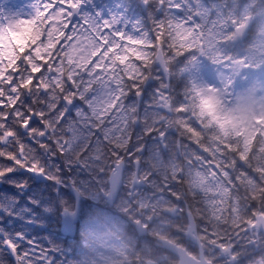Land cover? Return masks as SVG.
Segmentation results:
<instances>
[{
    "label": "snow or ice",
    "instance_id": "obj_1",
    "mask_svg": "<svg viewBox=\"0 0 264 264\" xmlns=\"http://www.w3.org/2000/svg\"><path fill=\"white\" fill-rule=\"evenodd\" d=\"M111 5L9 0L11 11L0 8V39L13 53L0 55V193L27 197L25 212L0 209L15 222L0 230V264H93L51 222L61 212L78 219L84 194L95 197L90 189L115 170L130 175L128 212L140 231L161 207L187 221L177 230L202 225L201 247L224 257L264 239V124H255L264 100L258 108L238 93H264V7L140 0L144 18L132 20ZM28 24L35 35L17 43L13 34ZM209 65L213 83L204 80ZM228 89L236 103L225 108ZM104 109L105 121L123 125L121 136L89 140L83 133ZM243 124L260 128L250 149ZM150 259L140 253L134 264Z\"/></svg>",
    "mask_w": 264,
    "mask_h": 264
},
{
    "label": "clouds",
    "instance_id": "obj_2",
    "mask_svg": "<svg viewBox=\"0 0 264 264\" xmlns=\"http://www.w3.org/2000/svg\"><path fill=\"white\" fill-rule=\"evenodd\" d=\"M258 3L261 7H264V0H258ZM209 69L206 70L204 80L206 83H213L212 74L215 69L211 65H209ZM215 83L218 88L222 87L218 81H215ZM220 97L225 108L236 103V95L232 89L221 91ZM261 97H264V93H261ZM100 124H102V127L94 125L88 130L96 139H100L104 129L108 126L103 122ZM145 159H147L146 154ZM181 163L182 161L177 159V164L180 165ZM195 166L199 167L198 165ZM179 170L178 167L177 171ZM126 174L128 175L127 182L122 181L120 187L114 191L110 182L111 173H106L104 183L95 185L90 189V191L95 192L96 200L86 201L83 197L81 198L84 202L81 204L78 213V222L84 223L83 239L87 243L85 251H90L93 264H130L127 259L118 254L114 247V245H119L121 242L133 244L138 251H142L145 245L154 248L160 246L158 240L152 239L153 229L159 223L158 221L153 220L147 231H140L130 219L131 215L134 214L128 212V209L132 207V204L128 203L132 184L130 175L127 172ZM184 190L185 186L182 185L181 191ZM254 237L251 241L252 246L248 247L246 251L232 253L222 260L217 259L222 253H217L216 256L209 259L208 264H233L234 258H238L236 264H264V239L258 236ZM75 264H78L77 260H75Z\"/></svg>",
    "mask_w": 264,
    "mask_h": 264
},
{
    "label": "trees",
    "instance_id": "obj_3",
    "mask_svg": "<svg viewBox=\"0 0 264 264\" xmlns=\"http://www.w3.org/2000/svg\"><path fill=\"white\" fill-rule=\"evenodd\" d=\"M123 4H125V7L127 6V12L129 13L130 17H135L136 19H142L143 14L141 12V10L137 7V5L140 4V0H121ZM209 4H223L224 0H208ZM229 50L233 53H235L237 50H239V44L237 42H234L232 44H229ZM104 124H106V122H104ZM98 126H102V124H99ZM95 130V129H94ZM260 133V128H258L256 130V132L253 134L252 138L250 139L249 143L245 142V146L247 148H251L253 142L255 141L257 135ZM241 134V132H240ZM84 136H86L89 140L95 141L97 140L95 136L92 135L91 132H88L87 130L83 133ZM121 133H117L112 131V132H107V131H103V133L101 134L100 140H108V139H112L113 137H120ZM23 142H27V138H22ZM37 152L39 155L43 156L42 153H39V150L37 149ZM166 158V157H165ZM0 167H4L3 164H0ZM15 200H20V204L16 205L15 204ZM86 201H95V200H90L88 198H85ZM27 197L24 195L23 192L17 191V195L16 197H12L11 195L5 194V193H0V209H3L4 211H15L17 214H19L20 212H25L27 211ZM185 209H187V206H185ZM226 215V213H224ZM60 216L61 213L59 214L58 219H54L51 222V231L53 233L60 231L59 229V224H60ZM7 221L8 223V227H12L13 224L15 223L11 217H7V216H2L0 215V230H2V226L5 224V222ZM199 229V234H200V240L202 241L201 237L204 235V233L202 232V225L198 226ZM78 230L79 232L77 233V235L74 237V239L71 240L72 243L76 242V239L79 240L80 242V257L82 259H89L91 258V253L90 251H85L87 249V243L86 241L83 239V234L81 235V229L80 226H78ZM212 230L209 229V232H211ZM229 232H231V229H228ZM166 234V233H165ZM46 236V238L48 240H52V243L54 246L60 248V249H64V245H63V241L62 240H54L52 237H48L47 234H44ZM64 235L68 236L67 234L64 233ZM154 238V237H153ZM152 238V239H153ZM253 239L255 238L254 236L252 237ZM154 240V239H153ZM127 245H129L130 248V257H131V264H134L135 257H133L132 255H135L136 253L139 255L140 253H146L147 255L151 256L152 259L154 261H156L157 264H175V258L168 252H166L164 250V248L160 245L159 248H154L152 246L149 245H145L144 249L142 251H138L134 248L133 244L126 242ZM233 244L236 243H240L243 244V241H240L239 238H236L232 241ZM195 248V247H194ZM212 248L211 245L208 246H204L205 250H208ZM196 249V248H195ZM244 249L242 248L241 251H243ZM70 252V249L66 250ZM164 253H166V256H164ZM219 253L218 251H211L208 250L206 252L207 258L211 259L212 257L216 256V254ZM63 258V257H62ZM137 258V257H136ZM217 259H220V257H218ZM67 264H75V260L69 258Z\"/></svg>",
    "mask_w": 264,
    "mask_h": 264
},
{
    "label": "rangeland",
    "instance_id": "obj_4",
    "mask_svg": "<svg viewBox=\"0 0 264 264\" xmlns=\"http://www.w3.org/2000/svg\"><path fill=\"white\" fill-rule=\"evenodd\" d=\"M8 4H9V0H0V8H4L5 11H11L12 9L10 7H8ZM112 8L115 9L117 6H121L123 8V11H124V14L125 16L128 18V19H136L135 17H130L129 13L127 12V6L125 7V4L122 3L121 0H112ZM107 7V6H106ZM35 35V29L32 27L31 24H28L27 26H24L19 32L17 33H14L13 34V40H15L17 43L19 44H23L26 40L32 38L33 36ZM5 41L3 39H0V55H4V54H7L9 56H11L13 53L11 51L10 48L7 49V52H5ZM238 93L240 96L242 97H247V100L251 103H254L257 105V107L259 108L261 106V101L264 100V97H261V96H256L253 92H250L249 93H244V92H240L238 90ZM107 111H110V109H104L101 111L100 113V116H101V120L102 122H106V124L108 125L107 128H105L104 130L107 131V132H116L117 133H121L123 131V125L122 124H116L115 121L109 119V120H104V116L106 114ZM255 124H264V121H261V120H257L255 122ZM255 124H243L240 126V132H241V135H243L245 137V142L246 143H249L250 139L252 138L253 134L256 132V130L258 129V127L255 126ZM102 127V126H101ZM83 198H88V199H92V200H96V197L88 194V193H85ZM166 207V206H165ZM162 208L161 207H157L156 208V211H160ZM155 212H152L153 213V217L158 214ZM161 221H163L160 225L157 224V226L153 229V233H152V236L153 237H157V236H160V237H167V238H170L171 239V236L168 235L169 234V230H172L171 227L173 229H176V222H178V220L176 222H172L171 220H166L162 219ZM166 224L167 226H169V230L166 232L164 231H161L162 229V226ZM80 229H81V235L84 233V223L81 222L80 224ZM166 229V228H165ZM181 232L183 231L180 230ZM79 232V230H78ZM83 232V233H82ZM84 235V234H83ZM198 236L200 237V234L198 233ZM119 239V238H117ZM114 247L116 248V251L118 252L119 255H121V257L127 259L130 264H131V257H130V248H129V245H127L126 242H121L119 245H114ZM133 257H135V260H137V256L138 254L136 253L135 255H132ZM153 260V259H151Z\"/></svg>",
    "mask_w": 264,
    "mask_h": 264
},
{
    "label": "water",
    "instance_id": "obj_5",
    "mask_svg": "<svg viewBox=\"0 0 264 264\" xmlns=\"http://www.w3.org/2000/svg\"><path fill=\"white\" fill-rule=\"evenodd\" d=\"M133 178H135L133 176ZM123 181V176H121L119 170H115L111 173L110 182L112 184L113 190H117L121 182ZM137 183L139 180L137 179ZM79 208V204L75 205V209ZM74 209V210H75ZM61 219H60V231L67 234L69 237H74L77 232V225L80 223L78 222L77 217H68L63 212H61ZM264 226V225H262ZM196 227H194L193 231H189L187 228L186 235L189 236L192 240V243L198 247V258H195L186 251L183 247L178 246L176 243L166 239L161 238L159 241L170 253L175 255L178 258L177 264H208V260L204 256L203 247H201L202 243L200 239L195 235ZM148 264H156L153 261H148Z\"/></svg>",
    "mask_w": 264,
    "mask_h": 264
},
{
    "label": "flooded vegetation",
    "instance_id": "obj_6",
    "mask_svg": "<svg viewBox=\"0 0 264 264\" xmlns=\"http://www.w3.org/2000/svg\"><path fill=\"white\" fill-rule=\"evenodd\" d=\"M134 175V174H133ZM127 180H128V175L126 174V173H124L123 174V181L124 182H127ZM141 191H143V190H141ZM85 199V198H84ZM185 211H187V209H185ZM156 213H158L157 215H156V217L154 216V219L153 220H156V221H158L159 223H158V225H160L163 221H161L162 219L164 220H166V218H167V220H171L172 222H176L177 220H178V222H176L177 224H176V229H173L172 227H171V229L172 230H169V226H167L166 224H164L163 226H162V229H161V231H164L165 233L169 230V234L168 235H170L171 236V239L170 238H168L170 241H172V242H174V243H176L178 246H180V247H183V248H185L186 249V251L191 255V256H193V257H195V258H197L198 257V247L195 245V244H193L192 243V240H191V238L189 237V236H187L186 235V230H187V227H183V231L181 232L180 230H177L178 229V227L180 226V225H186L187 224V221L183 218V217H181L179 214H177L175 217H170V216H166L165 215V212L161 209L159 212L158 211H156ZM150 215H152L153 216V213H150ZM166 228V229H165ZM198 232H199V229H198V226H196V232H195V234L198 236ZM152 238H153V236H152ZM160 238H166V237H160V236H155L153 239L154 240H158L159 241V239ZM159 245H160V243H159ZM162 246V245H161ZM196 249H195V248ZM204 249V248H203ZM208 250H211V251H213V248H210V249H208ZM208 250H205L204 249V256L207 258V255H206V252L208 251ZM215 252V251H214ZM193 253L195 254V255H193ZM220 253V252H219ZM164 256H166V253H164ZM175 258H176V263H177V261H178V258L175 256ZM220 258H221V260L222 259H224V256H220Z\"/></svg>",
    "mask_w": 264,
    "mask_h": 264
}]
</instances>
